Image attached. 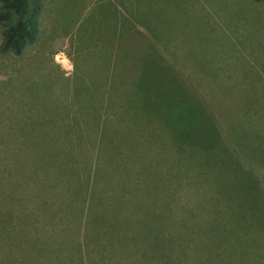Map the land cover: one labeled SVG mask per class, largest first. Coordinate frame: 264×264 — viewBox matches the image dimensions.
I'll use <instances>...</instances> for the list:
<instances>
[{
  "label": "rangeland",
  "instance_id": "374dc122",
  "mask_svg": "<svg viewBox=\"0 0 264 264\" xmlns=\"http://www.w3.org/2000/svg\"><path fill=\"white\" fill-rule=\"evenodd\" d=\"M30 1L19 55L0 26V264H264V247L217 238L223 203L197 176L212 149L170 125L189 123L194 91L219 121L257 129L264 4ZM124 33L139 52L113 59Z\"/></svg>",
  "mask_w": 264,
  "mask_h": 264
},
{
  "label": "trees",
  "instance_id": "16d2710c",
  "mask_svg": "<svg viewBox=\"0 0 264 264\" xmlns=\"http://www.w3.org/2000/svg\"><path fill=\"white\" fill-rule=\"evenodd\" d=\"M260 2L264 4V0ZM36 13L37 9L30 0H0L4 49L19 55L22 46L34 40ZM191 92V98L198 106L188 103L192 106L189 123H183L181 117H177V123L170 125L182 133L183 139L187 134L191 140H196V144L201 142L212 149L211 156L199 164L201 168L197 176L202 183L206 182L204 190L199 191L205 193L202 196L223 203L220 213L226 217L229 227L217 223V231L222 232H216V236L221 242L230 240L238 245L243 242L236 238L239 234L245 240L240 246L264 247V105L257 102L251 111L252 116L262 117L255 129L230 119L221 118L223 120L219 121L213 111L202 106L198 95ZM226 131L231 133L228 135ZM247 162L257 165L260 175H253ZM214 227L207 222L198 229L206 230L212 237Z\"/></svg>",
  "mask_w": 264,
  "mask_h": 264
},
{
  "label": "crops",
  "instance_id": "0c3cea01",
  "mask_svg": "<svg viewBox=\"0 0 264 264\" xmlns=\"http://www.w3.org/2000/svg\"><path fill=\"white\" fill-rule=\"evenodd\" d=\"M131 10V8H130V6L129 7H127V12L128 11H130ZM132 11V10H131ZM131 14H130V16H128L127 15V24H128V20H129V22L130 23H134L135 24V26H136V28H138L137 27V25H139V28H141V29H139V36H136L137 38H139L140 40L142 39L141 37L143 36V37H145V39L148 41V38L146 37V33L144 34L143 32H142V29L144 30V27L146 26H143L142 25V22L140 21V20H138V19H141L142 18V16L141 15H138V14H135V16H136V21L137 22H135L134 20H132V18H131ZM123 18H125V17H123ZM147 27V26H146ZM125 28H127V27H125ZM145 32H146V29H145ZM127 33V32H126ZM126 33H124L122 36H121V38H119L116 42H113V48H114V57H113V59H115L116 57H125V58H127L126 56H127V52L128 51H135V52H139V49H138V47H139V45L138 44H132L131 46H129L128 48H127V43H124V44H122L121 42H119L121 39H123V38H125V37H127V36H130V33H128V34H126ZM133 34H134V31H133ZM136 34V33H135ZM151 44V43H150ZM148 46V44L147 45H142V48H140V50L142 49V50H144L146 47ZM128 50V51H127ZM123 54H125L124 56H122ZM173 262V261H172Z\"/></svg>",
  "mask_w": 264,
  "mask_h": 264
}]
</instances>
